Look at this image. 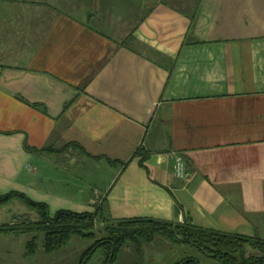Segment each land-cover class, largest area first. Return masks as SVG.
Segmentation results:
<instances>
[{
    "label": "crops",
    "instance_id": "obj_1",
    "mask_svg": "<svg viewBox=\"0 0 264 264\" xmlns=\"http://www.w3.org/2000/svg\"><path fill=\"white\" fill-rule=\"evenodd\" d=\"M1 20V193L264 234V0H4ZM72 141L87 154L25 149ZM85 159L108 185L49 187Z\"/></svg>",
    "mask_w": 264,
    "mask_h": 264
},
{
    "label": "trees",
    "instance_id": "obj_2",
    "mask_svg": "<svg viewBox=\"0 0 264 264\" xmlns=\"http://www.w3.org/2000/svg\"><path fill=\"white\" fill-rule=\"evenodd\" d=\"M3 1L0 0V5ZM33 105L40 107L37 103ZM67 106L68 103L65 108ZM42 108L45 110L44 106ZM25 149L35 154H63L70 149H80L87 154L86 150L74 141L64 146L49 143L40 148L25 144ZM137 153L142 154V150L139 149ZM107 159L112 164L117 163L114 159ZM120 163L127 162L120 161ZM13 199H19L29 205L37 212L38 219L30 220L29 217H25L0 224V233H43L46 252H54L66 247L73 238H77L94 241L84 251V255L94 250H101L106 255L102 264H114L116 261L120 264L125 258L123 252L126 248H130L132 255L141 261L146 246L155 244L161 248V242H166L171 245L194 247L220 264H264V237L258 233L254 235L232 233L219 228L203 227L189 220L175 223L152 217L113 218L106 214L104 206H99L95 211L78 212L60 209L51 214L46 203L33 200L22 192L11 191L5 194L0 192V205H6ZM98 224L99 230H97ZM100 232H103L105 237H99ZM36 246V236H34L28 247L31 251H35ZM112 247L114 253L111 257ZM133 258L130 259V264H138L132 262ZM127 261L129 260L124 263L129 264ZM173 264H200V261L194 256H185Z\"/></svg>",
    "mask_w": 264,
    "mask_h": 264
},
{
    "label": "rangeland",
    "instance_id": "obj_3",
    "mask_svg": "<svg viewBox=\"0 0 264 264\" xmlns=\"http://www.w3.org/2000/svg\"><path fill=\"white\" fill-rule=\"evenodd\" d=\"M1 22L2 20L0 23ZM73 152L81 155L76 149ZM54 156H60V154H54ZM62 156H64V154H62ZM66 161L61 163V165H65V168L59 170L61 172L60 176L64 178L53 184H48L56 193H60L66 197L73 196L74 194L71 186H65L67 182L65 176H67L66 173L68 172H71L74 176L79 174L80 180H75V182H81L80 186H83V183L87 181V177H96L99 182V188L108 185L116 173V169L111 167L105 160L97 164L88 160L84 163L79 161L72 165ZM63 172H65V175ZM54 212L55 211H50L51 214H54ZM14 217L15 219L29 217L30 220H37L38 214L29 205L19 199H13L6 205H0V224L14 221ZM99 226L98 224L97 230L100 229ZM99 235H103V232H100ZM260 235L264 237L263 233ZM34 236H36L37 246L35 251H31L28 244ZM92 243L93 241L73 238L68 246L54 252H46L44 249L43 233H0V264H77L82 252ZM161 246V248H158L155 244L146 246L141 261H138V259L134 257L133 263L136 259L138 264H173L183 259L185 256H194L200 261V264H220L191 246L171 245L166 242H161ZM129 254L130 248L128 250V256ZM97 255L98 254L92 258L90 264H99V262H97ZM130 261L129 259L127 263L130 264Z\"/></svg>",
    "mask_w": 264,
    "mask_h": 264
},
{
    "label": "flooded vegetation",
    "instance_id": "obj_4",
    "mask_svg": "<svg viewBox=\"0 0 264 264\" xmlns=\"http://www.w3.org/2000/svg\"><path fill=\"white\" fill-rule=\"evenodd\" d=\"M99 237H105V236H103V235H101V236H99ZM106 241H110L109 239H105ZM94 242V241H93ZM86 249H88V248H86ZM85 249V250H86ZM84 250V251H85ZM128 248H126L125 250H124V252H123V256L126 258H123L122 260H121V262H120V264H125L124 262L128 259H131L132 260V258L134 257L133 255H132V252L130 251V254H129V256H128ZM84 251L82 252V254H81V256H80V258H79V261H78V263L77 264H79L80 263V261H81V264H90V262L92 261V258L96 255V254H98L96 257L98 258V261L97 262H99V264H102L103 263V261L105 260V258H106V255H105V253L103 252V251H101V250H94V251H91V252H89L88 254H86V255H84ZM113 253H114V247H112V253H111V257H112V255H113ZM83 255H84V257H83ZM136 259H137V257H135ZM135 259V262L137 261ZM133 262V261H132ZM137 263V262H136ZM109 264V263H108ZM114 264H118L117 263V261L116 262H114Z\"/></svg>",
    "mask_w": 264,
    "mask_h": 264
},
{
    "label": "built area",
    "instance_id": "obj_5",
    "mask_svg": "<svg viewBox=\"0 0 264 264\" xmlns=\"http://www.w3.org/2000/svg\"><path fill=\"white\" fill-rule=\"evenodd\" d=\"M173 175L177 179H184L187 175V165L184 156L179 153H173Z\"/></svg>",
    "mask_w": 264,
    "mask_h": 264
}]
</instances>
